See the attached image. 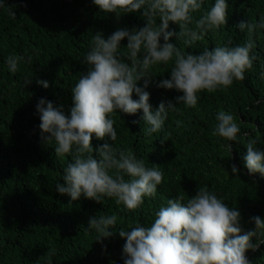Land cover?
Wrapping results in <instances>:
<instances>
[{
  "label": "trees",
  "instance_id": "16d2710c",
  "mask_svg": "<svg viewBox=\"0 0 264 264\" xmlns=\"http://www.w3.org/2000/svg\"><path fill=\"white\" fill-rule=\"evenodd\" d=\"M214 2L205 0L194 18ZM228 3L226 26L210 31L191 48L176 37L170 42L194 54L229 41L232 46L243 43L247 35L235 25L264 15V0ZM144 24L139 12L118 20L115 13L100 11L93 0H4L0 7V264H124L125 240L118 234L121 226L128 231L137 224L149 227L168 199L183 194L187 200L205 185L240 211L245 232L254 227L249 223L251 216L264 218V176L249 175L244 167L248 141L254 140V147L264 150V80L259 75L264 65V29L255 37L254 51L259 58L243 81H234L227 91L199 93L195 108L176 105L177 111H169L162 132L152 136L144 134L146 125L139 110L135 115L117 111L111 117L117 132L115 142L93 137L94 148L104 142L117 149L130 148L146 167L161 170L164 182L155 198L145 197L139 209L127 211L114 199L97 203L81 195L73 201L56 190L71 158H57L54 146L42 139L36 104L45 98L54 106L63 105L65 114H70L71 88L87 72L82 61L93 35L101 31L106 38L118 28ZM169 30L178 32L179 26L170 22ZM126 43V38L121 41L120 51H125ZM10 54L31 56L32 63L22 62L13 74L6 64ZM171 66L169 62L151 69L156 75L146 91L153 109L162 100L175 103L174 98L181 94L156 87L159 80L170 77ZM26 78L32 82L24 86ZM37 79L47 80L49 87L38 85ZM138 86H143V80ZM133 99H138L135 93ZM220 110L234 115L240 128L237 142L211 135ZM134 120L138 122L132 123ZM176 121H180L179 127ZM166 133L171 135L162 144ZM233 163L240 169L239 175L231 173ZM112 214L117 216L115 229H109L114 236L103 243L95 241L97 234L87 226L89 218ZM49 249H55V255H47ZM246 256L251 264H264V244L256 251L248 250Z\"/></svg>",
  "mask_w": 264,
  "mask_h": 264
},
{
  "label": "clouds",
  "instance_id": "9594fccd",
  "mask_svg": "<svg viewBox=\"0 0 264 264\" xmlns=\"http://www.w3.org/2000/svg\"><path fill=\"white\" fill-rule=\"evenodd\" d=\"M93 3L103 13H115L118 20L125 14L139 12L145 24L139 28H118L106 38L97 31L82 61L88 66L87 72L71 88L70 114H65L63 105L54 106L52 101L41 98L35 106L39 129L42 139L54 146L57 158H71L63 169V183L55 185L61 195L67 194L73 201L83 195L97 203H103L105 198L114 199L116 205H123L122 210L135 211L144 204L145 197L155 198L158 186L164 182L163 172L157 167H146L144 160L138 159L130 148L117 149L108 142L94 148L93 137L97 140L107 137L115 142L117 132L111 117L117 111L135 115L139 110L146 125L143 132L152 136L162 132L169 111H177L176 105L195 108L199 93L227 91L234 81H243L259 58L254 51L255 37L258 30L264 29V15L235 25L247 35L243 43L232 46L229 41L194 54L170 39L176 37L191 48L210 31L226 26L228 0H215L199 18H194L193 13L202 9L205 0H93ZM3 6L4 0H0V7ZM10 15L15 16V12L10 11ZM170 22L179 26L178 32L169 30ZM125 38L127 43L122 52L121 41ZM22 62L32 63V57L10 54L6 59L13 74ZM169 62L170 77L159 80L156 87L181 94L174 98L175 103L162 100L153 109L150 93L146 91L156 75L151 69ZM259 75L264 80V65ZM141 80L143 86H138ZM31 82L26 78L24 86ZM36 83L45 89L49 87L47 80L37 79ZM133 93L138 99H133ZM215 118L218 123L211 135L237 142L240 128L234 115L220 110ZM176 125L179 127L180 121ZM170 135L163 134L161 143ZM255 143L250 140L245 145L244 167L249 175L264 176V150L254 147ZM230 167L233 175H239L236 164ZM154 215L149 227L137 224L129 227L131 231L119 228V237L125 240L124 264H251L246 252L256 251L264 244V218L251 216L249 223L254 227L245 232L240 211L229 207L207 185L200 186L187 200L183 194L168 199L166 206H161ZM116 225L117 216L112 214L92 216L87 226L97 234L95 241L103 243V239L114 236L109 229H115ZM253 237L257 238L256 243L252 242ZM55 252L49 249L47 255L53 256Z\"/></svg>",
  "mask_w": 264,
  "mask_h": 264
}]
</instances>
